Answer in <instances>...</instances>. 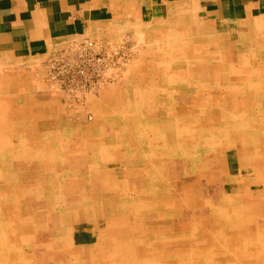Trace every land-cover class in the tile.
Wrapping results in <instances>:
<instances>
[{
    "label": "rangeland",
    "instance_id": "obj_1",
    "mask_svg": "<svg viewBox=\"0 0 264 264\" xmlns=\"http://www.w3.org/2000/svg\"><path fill=\"white\" fill-rule=\"evenodd\" d=\"M241 29L90 40L124 64L76 110L45 57L1 64L0 264H264V16Z\"/></svg>",
    "mask_w": 264,
    "mask_h": 264
},
{
    "label": "crops",
    "instance_id": "obj_2",
    "mask_svg": "<svg viewBox=\"0 0 264 264\" xmlns=\"http://www.w3.org/2000/svg\"><path fill=\"white\" fill-rule=\"evenodd\" d=\"M185 7L210 30L225 34L244 33L241 28L264 16V0H0V65L42 60L84 39H108L133 21L173 19ZM254 75L240 80L254 82Z\"/></svg>",
    "mask_w": 264,
    "mask_h": 264
},
{
    "label": "built area",
    "instance_id": "obj_3",
    "mask_svg": "<svg viewBox=\"0 0 264 264\" xmlns=\"http://www.w3.org/2000/svg\"><path fill=\"white\" fill-rule=\"evenodd\" d=\"M105 46L82 40L49 53L41 65L46 90L57 94L70 109L83 107L92 90L114 82L109 72L118 73L124 64L115 67L112 55L116 53H111L109 46Z\"/></svg>",
    "mask_w": 264,
    "mask_h": 264
},
{
    "label": "bare ground",
    "instance_id": "obj_4",
    "mask_svg": "<svg viewBox=\"0 0 264 264\" xmlns=\"http://www.w3.org/2000/svg\"><path fill=\"white\" fill-rule=\"evenodd\" d=\"M166 24H167V23H166ZM96 46H97V45H96ZM243 71H244V70H243ZM239 72H240V71H239ZM248 72H249V71L246 70V71H244V72H242V73H248ZM109 73H110L111 77L114 78V79H116V80L118 79V77H120V73H116V72L113 71V70L110 71ZM250 74H251V73H249L248 76H249ZM183 76H184V75H183ZM183 76H182V77H183ZM222 77H223V76H222ZM170 78H171V77H170ZM180 78H181V77H180ZM175 79H176V78H175ZM246 79H247V78H246ZM246 79H245V81H246ZM168 81H171V80H168ZM235 81H236V82H234V83H235L236 86H238V85H242L243 82H244V81H241V80H238V81H239V82H238L237 79H236ZM177 82H179V80H178ZM254 82H255V81H254ZM238 87H240V86H238ZM245 89H246V88H245ZM243 90H244V89H243ZM221 92L225 93V91H221ZM226 93H228V92H226ZM218 97H219V96H218ZM225 97H226V96H225ZM227 98H229V97H227ZM219 99H220V97H219ZM223 99H224V98H223ZM201 100H202V99H201ZM223 101H224V100H223ZM219 102H220V101H219ZM229 103H230V102H229ZM214 104H215V103H214ZM200 105H201V104H200ZM198 106H199V105H198ZM182 113H183V112H182ZM207 118H208V117H207ZM205 119H206V118H205ZM222 120H223V119H222ZM209 123H210V122H209ZM86 158H87V156H86ZM149 169H150V168H149ZM99 181H100V180H99ZM157 190H158V189H157ZM157 190H156V191H157ZM161 190H162V189H161ZM45 193H46V192H45ZM156 198H157V197H156ZM112 205H113V204H112ZM51 209H52V208H51ZM67 210H68V209H67ZM151 210H152V209H151ZM190 210H191V209H190ZM63 211H64V210H63ZM154 212H155V211H154ZM104 213H105V212H104ZM114 213H115V212H114ZM149 213H151V212L149 211ZM110 214H111V213H110ZM145 214H146V213H145ZM153 214H154V213H153ZM74 215H75V214H74ZM104 215H105V214H104ZM123 215H124V214H123ZM80 216H81V215H80ZM121 216H122V215H121ZM125 216H126V215H125ZM125 216H124V217H125ZM77 217H78V216H77ZM145 217H146V216H145ZM125 218H126V217H125ZM146 218H147V217H146ZM76 219H77V218H76ZM76 219H75V220H76ZM73 220H74V219H73ZM130 225H131V224H130ZM141 227H142V226H141ZM102 228H103V231H105L106 228H109L110 231H111L110 224L107 223V222H106V224L103 225ZM102 228H99V229H102ZM104 228H105V229H104ZM121 228H122V227H121ZM138 228H139V227H138ZM100 231H101V230H100ZM107 231H109V230H107ZM129 231H130V230H129ZM124 233H126V232L124 231ZM133 233H134V232H133ZM126 235H127V233H126ZM124 237H125V236H124ZM124 237H123V238H124ZM126 237H127V236H126ZM157 239H158V238H157ZM155 240H156V239H155ZM144 241H145V240H144ZM116 247H118V245H117ZM116 247H115V248H116ZM120 247H121V246H119L118 249H119ZM121 248H122V247H121ZM147 248H148V247H147ZM134 252H135V251H134ZM147 255H148V254H147ZM136 264H137V263H136Z\"/></svg>",
    "mask_w": 264,
    "mask_h": 264
}]
</instances>
